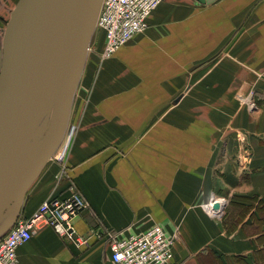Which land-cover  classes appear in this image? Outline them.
<instances>
[{
	"label": "crops",
	"instance_id": "obj_1",
	"mask_svg": "<svg viewBox=\"0 0 264 264\" xmlns=\"http://www.w3.org/2000/svg\"><path fill=\"white\" fill-rule=\"evenodd\" d=\"M220 51L226 64L197 70L214 86L176 74L179 59ZM93 57L64 159L45 163L18 214L73 187L87 202L72 219L85 243L40 223L17 264H114L108 234L153 224L176 234L173 264H264V0H161L144 31ZM213 196L226 198L218 218L204 208Z\"/></svg>",
	"mask_w": 264,
	"mask_h": 264
},
{
	"label": "water",
	"instance_id": "obj_2",
	"mask_svg": "<svg viewBox=\"0 0 264 264\" xmlns=\"http://www.w3.org/2000/svg\"><path fill=\"white\" fill-rule=\"evenodd\" d=\"M210 3L214 0H200ZM101 0H20L5 29L0 69V236L59 147ZM54 94L48 128L30 145L41 103ZM14 160L19 170L8 169Z\"/></svg>",
	"mask_w": 264,
	"mask_h": 264
},
{
	"label": "built area",
	"instance_id": "obj_3",
	"mask_svg": "<svg viewBox=\"0 0 264 264\" xmlns=\"http://www.w3.org/2000/svg\"><path fill=\"white\" fill-rule=\"evenodd\" d=\"M160 2L161 0H101L95 28L103 32L102 57L110 56L135 34L144 31L148 18ZM63 139L60 145L63 144ZM64 156L63 151L56 155L60 161ZM217 200L222 207L215 210L213 205L217 204ZM86 207V200L71 187L67 196L47 198L29 216L17 217L13 225L0 236V264H17L18 246L31 238L40 223L52 227L76 245L85 243V239L74 231L72 219ZM204 208L212 217L218 218L223 213V203L216 196L210 198ZM96 232L99 234L100 231L97 229ZM175 238L176 234H168L159 224L123 235L108 234L111 260L114 264H173Z\"/></svg>",
	"mask_w": 264,
	"mask_h": 264
},
{
	"label": "rangeland",
	"instance_id": "obj_4",
	"mask_svg": "<svg viewBox=\"0 0 264 264\" xmlns=\"http://www.w3.org/2000/svg\"><path fill=\"white\" fill-rule=\"evenodd\" d=\"M19 2H20V0H16V1L15 0H0V69H1L2 52H3V37H4L5 29L7 27V24L9 22V20L11 19L15 9L17 8ZM101 32L102 31L100 29H98V28H95V30L93 31L92 37H91V39L89 41V44H88L87 55H86L84 66H85V64H87L89 62V60H90L89 58L94 56L96 42H97V39L100 36ZM101 51H102V49H101ZM101 51H100L99 56H96V57L94 56L93 57V59H94L93 63L99 65L105 60V58H107V57H102ZM222 53L223 52L220 51L219 53H217L213 57L203 58V59L201 57H195V58L192 57L187 62H186V60L184 58H181V59L178 60V63H177L176 66H180V68L182 70L181 71H177L176 74L177 75L182 74L184 76L189 77V72H190L191 73V77H192L191 79H189L190 83L194 79H197V84L200 83L199 81L207 82V83H205L202 86V87H204L202 90H205L206 88H209L210 86H214L215 84L213 82L209 81V79H206L207 76L209 75V72H204L203 73V72H198V71L201 70V69L206 68V66L207 67L208 66L212 67V66H215V65L220 64V63L221 64H226V59L227 58L221 57V56L225 55V54H222ZM205 59H206V61H204ZM202 61H204V62H202ZM84 66H83V68H84ZM82 71H83V69H82ZM179 72H181V73H179ZM81 74H82V72H81ZM229 74L232 75L231 73H229ZM162 81H163V83L167 82L166 80H162ZM187 83H188V81L186 82V84ZM81 91H82V84L78 83V86L76 88L74 97L76 98V97L81 96L82 93H84V92L81 93ZM183 92H184L183 88L180 89V90H179V88L176 89V93H177L176 98H179V96ZM239 94H240L239 100L241 101V104H243L244 107L247 108L246 99H247L248 94H250L249 90H246V91H244L242 93H239ZM53 102H54V94L50 95L47 98V100L45 102L41 103V105L38 107V110L35 113V119L33 120L31 131L29 133L30 134V138H29L30 139V143H29L30 145H34L42 137V135L45 133V131H46L47 127H48L49 121H50L52 108H53ZM248 104L250 105V108H252L254 106V103L252 104V103L248 102ZM73 123H74L73 120L69 119L66 131H65L64 136H63L64 139L66 137H67V139L70 138L71 133H72L71 131H73V129H74V124ZM61 146H62V144L55 151V153L53 154L51 159H54L56 157V155L63 150V149H61ZM63 146H65V148H67L66 144H64ZM219 199H221V202L224 203V200L226 198L223 197V196H220ZM221 207L222 206H220L219 204H214L213 205V208L215 210H217L218 208H221ZM7 211H9V210H7ZM7 211L5 212L4 216L7 214ZM223 213H224V206H223ZM223 213H222V215H223ZM4 216H2L0 218V222L4 219ZM215 218H217V217H215Z\"/></svg>",
	"mask_w": 264,
	"mask_h": 264
},
{
	"label": "bare ground",
	"instance_id": "obj_5",
	"mask_svg": "<svg viewBox=\"0 0 264 264\" xmlns=\"http://www.w3.org/2000/svg\"><path fill=\"white\" fill-rule=\"evenodd\" d=\"M3 53V52H2ZM55 96V95H54ZM54 103V102H53ZM48 128V127H47ZM47 130V129H46ZM8 169H12L13 171H18L19 170V168L17 167V163L14 161V160H12V161H10L9 162V166H8ZM217 202V204H219L220 205V202L217 200L216 201Z\"/></svg>",
	"mask_w": 264,
	"mask_h": 264
}]
</instances>
